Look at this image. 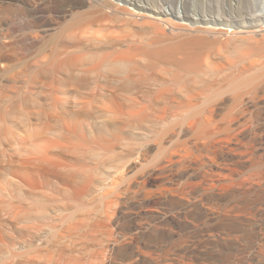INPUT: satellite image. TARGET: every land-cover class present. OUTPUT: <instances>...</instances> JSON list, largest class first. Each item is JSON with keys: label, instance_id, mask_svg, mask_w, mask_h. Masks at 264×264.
Returning <instances> with one entry per match:
<instances>
[{"label": "bare ground", "instance_id": "obj_1", "mask_svg": "<svg viewBox=\"0 0 264 264\" xmlns=\"http://www.w3.org/2000/svg\"><path fill=\"white\" fill-rule=\"evenodd\" d=\"M2 160L0 264H264V0H0Z\"/></svg>", "mask_w": 264, "mask_h": 264}, {"label": "rangeland", "instance_id": "obj_2", "mask_svg": "<svg viewBox=\"0 0 264 264\" xmlns=\"http://www.w3.org/2000/svg\"><path fill=\"white\" fill-rule=\"evenodd\" d=\"M34 87V86H33ZM5 94L7 95V92H5ZM8 96V95H7ZM39 96V95H38ZM34 110V112H36V110H38V109H33V108H31V111H33ZM60 112V110L58 111V113ZM49 113L51 114V113H54V112H52V111H49ZM12 159H14V158H12ZM6 163H5V161L3 162V160H2V162H0V182L2 181V178H3V175H2V171H3V167H4V165H5ZM237 234V235H236ZM247 235H248V233H246V235H245V233H242V232H238V233H234V237H238V238H241V237H247ZM241 236V237H240ZM19 238V236L17 237V239ZM16 239V240H17ZM16 240H15V243H16ZM23 240V239H22ZM22 240L21 241H19V240H17L18 242L16 243V245L18 244L19 246H21V242H22ZM25 240V239H24ZM24 240H23V244H24ZM243 243V242H242ZM244 243H246V241L244 242ZM18 246V247H19ZM78 249V250H77ZM76 250V252H75V254L78 256V255H80V253H81V247L79 248H76L75 249ZM77 251H80L79 252V254H78V252ZM241 264V263H240ZM242 264H244L243 262H242Z\"/></svg>", "mask_w": 264, "mask_h": 264}]
</instances>
